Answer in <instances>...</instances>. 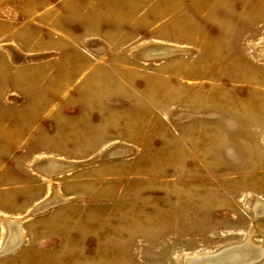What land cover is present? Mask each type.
Wrapping results in <instances>:
<instances>
[{
    "label": "rangeland",
    "instance_id": "1",
    "mask_svg": "<svg viewBox=\"0 0 264 264\" xmlns=\"http://www.w3.org/2000/svg\"><path fill=\"white\" fill-rule=\"evenodd\" d=\"M261 200L264 0H0V264L264 253Z\"/></svg>",
    "mask_w": 264,
    "mask_h": 264
},
{
    "label": "bare ground",
    "instance_id": "2",
    "mask_svg": "<svg viewBox=\"0 0 264 264\" xmlns=\"http://www.w3.org/2000/svg\"><path fill=\"white\" fill-rule=\"evenodd\" d=\"M63 166L64 165L52 162L43 166L42 169L43 172L44 170L48 172L49 171L52 172V171L62 170L63 168H65ZM260 208L263 210L264 205H262V207ZM7 224H8V235L5 241L3 242V245H1L0 251H4L8 253L9 250L15 248L22 241V238H21V231H20L18 219L8 218ZM263 255L264 253L262 252V249H259V247L250 245L249 243H244L240 245H234L223 248L222 250L213 254L206 255L205 253V255L202 256L200 255L201 257L197 256V258L189 259L188 264H193L197 261L203 262L205 260H207V262H211V264H245V263L253 264L256 262V259H258L259 257L262 258Z\"/></svg>",
    "mask_w": 264,
    "mask_h": 264
},
{
    "label": "water",
    "instance_id": "3",
    "mask_svg": "<svg viewBox=\"0 0 264 264\" xmlns=\"http://www.w3.org/2000/svg\"><path fill=\"white\" fill-rule=\"evenodd\" d=\"M3 253H5V252L4 251H0V254H3ZM216 256H219V255H216ZM206 263L211 264V262H207V260L203 261L202 264H206Z\"/></svg>",
    "mask_w": 264,
    "mask_h": 264
}]
</instances>
